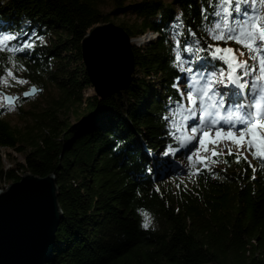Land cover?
<instances>
[{
	"label": "trees",
	"instance_id": "obj_1",
	"mask_svg": "<svg viewBox=\"0 0 264 264\" xmlns=\"http://www.w3.org/2000/svg\"><path fill=\"white\" fill-rule=\"evenodd\" d=\"M217 3L0 0V32L21 33L29 24L40 36H53L34 51L0 50V85L14 65L18 76L40 87L54 84L59 93L27 131L12 127L0 113V191L24 174L57 180L62 218L47 264H264V162L254 153L219 152H209L204 161L198 141L192 151L198 149L199 163L197 156L188 159V149L164 155L169 145L179 146L163 117L180 98L172 87L180 68L192 67L185 63L186 42L193 60L207 55L198 48L211 44L234 48L241 63H255L247 48L210 35ZM174 6L184 27L176 35L178 46L172 40ZM127 17L115 24L132 39L158 35L133 45L131 86L98 98L81 43L92 28ZM179 87L187 95L188 84ZM146 218L154 226L144 228Z\"/></svg>",
	"mask_w": 264,
	"mask_h": 264
},
{
	"label": "snow or ice",
	"instance_id": "obj_2",
	"mask_svg": "<svg viewBox=\"0 0 264 264\" xmlns=\"http://www.w3.org/2000/svg\"><path fill=\"white\" fill-rule=\"evenodd\" d=\"M260 2L264 6V0ZM255 5L256 0H234V3L233 0H218L211 13L212 27L209 31L214 40L225 43L235 41L247 48L251 59L259 62V77L252 75L255 65L250 67L247 63L239 62L231 47L209 44L207 49H197L207 55L193 60L192 46L186 42L185 52L188 56L185 63L192 67L180 68L182 75L177 76L172 85L180 98L174 107H169V115L163 117L168 121V135L179 146L172 148L169 145L164 155H175L181 149H188L191 153L188 159L191 161L193 156H197L199 163L198 149L192 151L197 148L193 141H198L200 147L207 150V144L228 139L239 147L247 145L248 149H254V155L264 162V14ZM203 19L207 22L209 16L205 15ZM26 35L24 32H0V50L6 47L10 52L34 51L32 36L23 39ZM3 41L9 43L4 45ZM175 59L180 61L181 57L177 55ZM249 76L251 80L245 79ZM182 81L188 84L187 95L179 87ZM193 82L199 87L195 88ZM169 102L171 104V97ZM213 131L216 140L210 135ZM212 154L217 155L216 152ZM149 224L146 218L142 226L147 229Z\"/></svg>",
	"mask_w": 264,
	"mask_h": 264
},
{
	"label": "water",
	"instance_id": "obj_3",
	"mask_svg": "<svg viewBox=\"0 0 264 264\" xmlns=\"http://www.w3.org/2000/svg\"><path fill=\"white\" fill-rule=\"evenodd\" d=\"M134 41L113 22L92 28L83 39V65L98 98L131 86L136 71ZM38 92L32 87L23 97ZM4 97L7 105H15L17 97ZM61 218L55 175L24 174L20 182L0 191V264H47Z\"/></svg>",
	"mask_w": 264,
	"mask_h": 264
},
{
	"label": "rangeland",
	"instance_id": "obj_4",
	"mask_svg": "<svg viewBox=\"0 0 264 264\" xmlns=\"http://www.w3.org/2000/svg\"><path fill=\"white\" fill-rule=\"evenodd\" d=\"M165 3H170L171 0H163ZM256 8L264 14V6L261 5L260 0H256ZM175 13H176V20L171 24L173 29V42L177 44V41L179 39L177 36H179V32L184 30L183 23L181 22V13L178 9V7L174 6ZM132 18V17H130ZM129 18H119V19H113L112 21L114 23H120L121 21L128 20ZM130 20V19H129ZM29 24H25L23 27V32L27 33L28 35L24 36L23 39H28V36H32V39L34 41V45H45L49 44L50 41L53 40V36H40L36 29H29ZM223 28V25H222ZM177 35V36H176ZM42 38V39H41ZM155 38V35L146 34L145 36L141 37L138 42L136 40L134 41V44L136 45H143L146 44L149 39ZM8 41H3L4 45H7ZM6 48V47H4ZM7 50V49H6ZM8 51V50H7ZM15 52V50L13 51ZM236 57L238 58V54H236ZM255 72L252 73V75L259 77V62L255 61ZM245 63V62H244ZM249 65V63H247ZM10 72L7 73L5 77H3V83L0 85V90L4 92L5 94L12 95V96H18L19 101L15 106H5L3 95H0V112L3 114L4 119H6L7 122L11 124L12 127H15L16 129H21L23 131H27L29 129H32L34 125L36 124V119L43 113V111L46 108H49L51 104L54 103V100L58 97L59 93L57 92V89L55 85L53 86L50 83H43L44 85L40 87L38 84H35L32 82V80L26 79L22 77L21 75L18 76V74H15L14 65L9 70ZM21 72V71H19ZM249 80H251V76L246 77ZM193 86L195 88H198L199 85L195 84L193 82ZM32 87H35L36 89L41 88V92L37 93L34 96H30L27 99H22L23 94L27 91L32 90ZM88 95L94 94L93 90L87 91ZM22 110V111H21ZM190 136L191 134H188ZM213 140H216L215 132L210 133ZM236 136H239V133H236ZM211 149L214 152H219L220 154H228L234 152L235 154L242 153L245 154L246 150H248L247 145L243 147H239L236 144H234L231 140L228 139H220L218 143H210ZM12 152V151H4ZM208 152H211L208 149ZM13 153L14 160H16L18 163L23 162V157L20 155ZM203 155V160H207L209 158V154H207L205 151H201ZM9 159V158H8ZM7 166H11L9 162H7ZM150 221L149 226H154V223L151 221V218L148 219Z\"/></svg>",
	"mask_w": 264,
	"mask_h": 264
},
{
	"label": "bare ground",
	"instance_id": "obj_5",
	"mask_svg": "<svg viewBox=\"0 0 264 264\" xmlns=\"http://www.w3.org/2000/svg\"><path fill=\"white\" fill-rule=\"evenodd\" d=\"M137 42H138V40H137ZM232 153H234V152H232ZM228 155V154H227ZM176 168H178V170H183V163L182 164H180L179 166H177ZM177 170V169H176Z\"/></svg>",
	"mask_w": 264,
	"mask_h": 264
},
{
	"label": "clouds",
	"instance_id": "obj_6",
	"mask_svg": "<svg viewBox=\"0 0 264 264\" xmlns=\"http://www.w3.org/2000/svg\"><path fill=\"white\" fill-rule=\"evenodd\" d=\"M141 37H143V36H141ZM141 37H139V38H137V39H140ZM137 46H140V45H137ZM20 182V181H19ZM9 186V185H8Z\"/></svg>",
	"mask_w": 264,
	"mask_h": 264
}]
</instances>
